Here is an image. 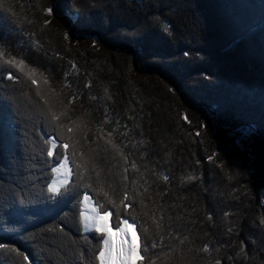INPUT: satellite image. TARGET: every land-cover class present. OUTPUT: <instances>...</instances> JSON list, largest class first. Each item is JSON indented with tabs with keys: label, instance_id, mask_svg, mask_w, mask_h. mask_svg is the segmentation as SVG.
I'll use <instances>...</instances> for the list:
<instances>
[{
	"label": "trees",
	"instance_id": "16d2710c",
	"mask_svg": "<svg viewBox=\"0 0 264 264\" xmlns=\"http://www.w3.org/2000/svg\"><path fill=\"white\" fill-rule=\"evenodd\" d=\"M93 1L97 3L94 9L75 3L79 9L75 30L110 34L111 43L125 49L122 51L137 52L143 68H150L149 73L158 68L166 80L174 74L183 79L189 75L190 80L178 85L194 111L204 108L216 115L210 123L219 141L205 146L176 143L170 134L161 133L172 102L166 92L141 80L140 88L132 84L131 89L145 94L134 101L120 85V76L97 64L91 47L82 43L69 46L41 16L32 14L31 0L20 1L28 16L19 10L25 14L16 20L0 7V45H6L2 49L24 59L39 73L35 74L38 89L15 69L16 81L8 79L6 72L0 74V243L15 245L29 255L32 264H87L99 246L97 234L83 233L77 222L74 194L54 200L41 198L60 157L40 154L45 147L40 134L52 129L40 115L43 101L36 93L39 90L51 98L52 92L41 89V77L56 75L58 88L65 93L59 94L60 100L68 104L73 94L79 97L69 106V115L88 125L90 140L95 137L91 144L81 140L82 150L93 158L108 183H115L117 192L122 161L101 138V133H108L104 129L111 128L116 143L123 141L145 158L139 164L143 176L138 172L137 178L128 171L129 188L135 179L147 204L145 210L163 214L161 234L165 239L158 240L162 247L153 252L178 246L186 252L192 249L185 257L194 256L192 264H214L216 258L221 264H264V224L253 216V211L264 212V0ZM155 17L160 23L154 22ZM163 24L170 25L169 32L163 30ZM148 56L164 59L163 66L146 61ZM190 63L195 66H186ZM104 83L114 86L120 98L114 94L108 99ZM162 104L165 108L161 109ZM118 118H133L132 122L125 120L130 130L112 120ZM134 124L138 125L135 132ZM227 153L231 156L225 157ZM161 174L169 179L164 181ZM189 175L196 179H185ZM16 193L32 203L21 205ZM134 207L139 217L147 219L138 204ZM114 215L110 217L113 228ZM61 225L63 232L59 231ZM149 228L155 235L150 222ZM136 232L139 234V227ZM185 236L188 239L180 245ZM241 241L247 259L237 255ZM205 243L209 253L199 251ZM80 251L83 261L78 258ZM0 264L27 262L14 251L0 249Z\"/></svg>",
	"mask_w": 264,
	"mask_h": 264
},
{
	"label": "snow or ice",
	"instance_id": "6c2138e0",
	"mask_svg": "<svg viewBox=\"0 0 264 264\" xmlns=\"http://www.w3.org/2000/svg\"><path fill=\"white\" fill-rule=\"evenodd\" d=\"M0 7H4L2 2H0ZM6 10L11 11L10 8ZM43 11L49 16L53 14L51 6L44 8ZM154 22L160 23V18L155 17ZM48 23H50L49 20L44 21L45 25ZM162 26L165 32H169L170 25L163 24ZM64 35L65 38L69 37L67 31ZM92 43L94 45L96 41L93 40ZM2 65H7V68H3ZM73 67H75L74 64ZM12 69L26 76L32 85H37V89L39 88V83L35 78L36 69L27 65L24 59L6 54L0 48V74L6 72L8 79L16 81L18 77L13 75ZM43 83L49 84L47 77L43 78ZM90 84L91 81L88 82V85ZM66 86L70 85L66 84ZM49 91L54 94L51 98L41 94L39 90L36 93L43 101L40 115L43 117L45 126L52 129L50 133L41 132L40 134L41 142L45 146L41 149L40 154L46 155L48 158L58 154L60 158L51 168L54 175L47 182L46 193L42 192L41 198L54 200L61 196L75 195V214L82 232L85 234L95 233L98 237L99 246L87 264H92V261H95V264H166V262L168 264H192L194 256L191 259H185L191 253V248L186 252L178 246H173L169 247L167 252L161 251L158 254L153 252V250L162 247V243H158V240L163 242L165 239L161 234L164 227L163 214L157 216L155 211L145 210L147 204L143 193L136 188L135 179L130 182L132 188H129L128 167H123L119 172L121 184L119 192L116 191L115 183H108L107 179L102 176L99 166L93 162V158L82 150L81 140L84 144H91L95 142V137L90 140L88 125L80 119L74 120L69 115V106L73 100L79 97L73 94L69 98L68 104H65L63 100L59 99V94L55 92V89L50 88ZM104 91L108 99H111L107 88ZM78 136L79 139H77ZM112 137L111 131L107 133L106 137H103L101 133V138L105 139L106 144L127 161L122 148L114 142ZM208 159L212 160V156H209ZM130 167L138 171L135 162H132ZM161 176L164 181L169 179L167 175L161 174ZM185 179L194 180L196 177L189 175ZM147 191L148 189L144 188V192ZM90 192L94 193L95 197ZM16 197L21 205L32 203V200L25 199L20 193H16ZM137 204L147 219H142L136 214L134 206ZM155 208L156 205L153 204V209ZM113 214H115L112 221L114 228L110 225V217H113ZM224 215L228 216V213L226 212ZM209 219H211V215H209ZM149 222L155 230V235L150 232ZM260 223L264 224V218L260 220ZM58 227L59 231H64L62 225ZM137 227L140 229L139 234L136 232ZM231 230V228L228 229L229 232ZM49 231H55V229L49 228ZM187 239V236L181 239L180 245H183ZM0 249L14 251L27 264H32L29 255L22 253L15 245L0 243ZM199 251L209 253V244L205 243ZM237 255L248 258L243 241H241ZM78 258L84 260L83 251L78 252ZM214 264H221V260L216 258Z\"/></svg>",
	"mask_w": 264,
	"mask_h": 264
},
{
	"label": "rangeland",
	"instance_id": "374dc122",
	"mask_svg": "<svg viewBox=\"0 0 264 264\" xmlns=\"http://www.w3.org/2000/svg\"><path fill=\"white\" fill-rule=\"evenodd\" d=\"M20 1L19 0H0V2L3 3L5 9H8V8L11 9V11H8V12L12 19H15V18L19 19L20 17H22V13L23 14L26 13L27 9H24L22 4H19ZM75 3L82 4L85 7L89 6V8L92 7V9L96 8L97 6V3H95V1L93 0H31V2H29V4H31V7H32V10H31L32 14L34 13L38 16H41V19L43 20H49L50 23L46 24V26L48 28L53 29L56 32H59L61 37L69 44V46H73L77 43H82L86 45L87 47H91L93 50L91 54L92 56L95 57L97 64L104 65L102 67H104L105 70L107 71L109 70L113 74L119 75L121 78L120 85L121 86L123 85L122 88L124 91H126L127 93H130L133 96L132 98L134 101L138 99L141 93L145 94L142 91L137 92L135 91V89L134 90L131 89L132 84L133 86H137L138 84L141 83V80H146L151 84L154 83L156 87H159L158 89L160 90L162 89L163 92H166L168 94L167 96L171 98L172 102L167 108L168 111H166V114L163 117L165 122L161 124V127H163L161 130L162 134H165V133L170 134L176 140L175 142L176 143L178 142L180 144L187 145V144H192V142H195V146L196 144L205 146L207 143H209L210 145H213V143H215V141L218 140V137L220 138L218 134H217L218 137H216L215 126H213L210 123L212 122L211 120L213 118H216V115L215 117L214 115L212 116L210 113L206 112L205 111L206 109L204 108H197L195 109L196 111H194L190 105L189 100H187L188 98L184 96L185 95L184 91L181 90L182 86L179 87L178 85V83L183 84V82L190 80L189 75L186 76V79L185 78L183 79L182 77L179 78L178 75L174 74L173 76L171 75V79L168 78V80H166L162 76L163 74L165 75V73L160 71L158 68L157 69L154 68L157 71H153L151 73H149L151 70L150 68L148 69L143 68L144 64L141 63V60H140L141 58L138 56L137 52L122 51L125 49H122L121 47H118L117 45L111 43L109 41L112 38V37H109L110 34L100 36L98 33H95V32L78 33L75 30V20H76L75 17L79 15V9L75 6ZM49 6L53 8V14L51 16L47 15L43 11L44 8L49 7ZM19 10L24 11L25 13L20 12ZM27 13H26V16H28ZM80 17L82 20H84L83 19L84 17L82 15H80ZM66 31L69 33L68 38H65V35H64ZM93 40L96 41L94 45L92 43ZM3 46L6 47V45L1 44L0 48H2ZM129 49L132 50L130 47ZM145 60L152 62L158 67H160L161 65L163 66L164 64V59L157 58V57L148 56L146 57ZM204 61L205 59H203L200 62L203 63ZM188 65L189 67H192V65L195 66L193 63L186 64V66ZM199 66L201 65L199 64ZM177 67L182 69L179 64L177 65ZM209 69H211V67ZM36 75L38 76L39 73ZM52 76L53 77L51 76L49 78L47 77L49 80L48 85H45L43 83V77H41V80H42L41 89L46 92L47 90L49 91V89L51 88V89H55V92H57L58 94L65 95L64 91L61 88H60L61 90H59L58 88V85H59L58 81H60V78H58V76L56 75H52ZM104 86L108 90V95L112 97L115 94L118 97V99L120 98L114 86H108L106 83H104ZM138 86L140 88V85ZM69 88L70 87H67V89ZM67 89L66 90L64 89L65 92H67ZM101 102H104V101H101ZM161 106H160L161 109L165 108L163 104ZM201 109H204V111H202ZM189 116H191V118ZM185 117H187V119H185ZM177 118H180V119L177 120ZM107 119L111 120V118H107ZM127 119L131 122L133 121L132 120L133 118H118V120L117 119H112V120L114 122L115 120L118 121L119 123L122 122L124 130L128 131L130 129H127V127H130V125L126 124L127 122H125V120L128 121ZM119 123L118 125H116V127L120 126ZM110 126H112L111 122H110ZM197 127L199 130L197 129ZM123 128H121V130ZM132 129H133L132 131L134 132L136 131V129L138 130V125L134 124ZM104 130L106 132H110L111 128H109L108 130L106 129ZM245 132L248 133L247 131ZM223 135L224 134L222 133V136ZM106 136H103V137H106ZM224 141L226 142L227 140H224ZM122 143L120 142V145L119 143H116L119 146H121L124 155L127 157V161H125L119 155H117L120 161H122L121 165L123 167H128V169H130L128 171L132 172L131 176L136 175L137 177L138 172H140L141 176H143L144 173L142 169L144 168H139V164H143L145 161L144 160L145 158L142 156H141L142 158L138 157V153L136 152V150H132L130 146L127 144V142H126L127 145L125 146ZM217 145L218 143L216 144V146ZM227 155L229 157L231 156L227 153L225 157ZM132 162H135V164L137 165L138 171H135L130 167ZM148 165L151 166L150 163ZM253 216L254 218L258 216L259 219H262L264 218V212L260 211V213L258 214L253 211Z\"/></svg>",
	"mask_w": 264,
	"mask_h": 264
},
{
	"label": "bare ground",
	"instance_id": "6f19581e",
	"mask_svg": "<svg viewBox=\"0 0 264 264\" xmlns=\"http://www.w3.org/2000/svg\"><path fill=\"white\" fill-rule=\"evenodd\" d=\"M256 7V6H255ZM185 9V8H184Z\"/></svg>",
	"mask_w": 264,
	"mask_h": 264
}]
</instances>
